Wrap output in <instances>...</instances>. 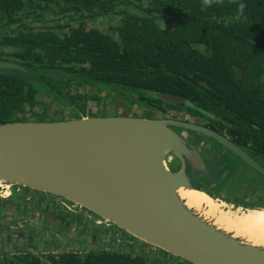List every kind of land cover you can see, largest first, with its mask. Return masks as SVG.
<instances>
[{"label":"trees","instance_id":"16d2710c","mask_svg":"<svg viewBox=\"0 0 264 264\" xmlns=\"http://www.w3.org/2000/svg\"><path fill=\"white\" fill-rule=\"evenodd\" d=\"M111 14L123 16L117 37L88 27L87 18ZM49 15L56 24L43 25ZM0 61L41 72L61 95L73 84L117 85L158 111L219 126L264 159V0H220L210 7L203 0H0ZM18 75L0 68V123L26 120L21 114L38 103L39 91ZM83 99L88 96L77 94L71 103L83 110ZM156 260L116 248L41 249L0 258V264Z\"/></svg>","mask_w":264,"mask_h":264},{"label":"water","instance_id":"95a60500","mask_svg":"<svg viewBox=\"0 0 264 264\" xmlns=\"http://www.w3.org/2000/svg\"><path fill=\"white\" fill-rule=\"evenodd\" d=\"M0 68L27 76L24 79L41 97L66 108H56L62 114L59 118L0 123L1 185L29 188L57 197L67 206H79L94 219L127 232L147 250L156 249L146 252L142 245L127 243L92 250L116 248L188 264H264L263 243L219 226L214 216L208 218L189 206L179 192L181 188L201 190L232 206L237 214L243 213L242 204L218 198L223 191L192 182L187 167L200 172L207 168L200 149L187 136L213 146L214 142L201 137L214 139L243 159L251 168L245 171V182L246 176L248 180L264 178V166L249 152L206 126L171 117L84 115L25 66L0 61ZM172 158L181 162L179 170L169 165ZM238 172L235 180L242 178ZM260 178L255 185L263 184ZM54 248L66 247H50ZM1 251L16 250L1 246Z\"/></svg>","mask_w":264,"mask_h":264},{"label":"rangeland","instance_id":"374dc122","mask_svg":"<svg viewBox=\"0 0 264 264\" xmlns=\"http://www.w3.org/2000/svg\"><path fill=\"white\" fill-rule=\"evenodd\" d=\"M122 17L123 16L120 14H113V15L111 14L103 17H94V18L90 17L87 18L86 21L89 28H99L104 32L111 33L114 37H117L118 34L114 29L116 28L117 25H120ZM56 18L57 17L55 16L49 15L47 17L49 23L43 25L56 24L55 22ZM68 22H70V20L65 19L63 23L68 24ZM32 74L35 77L37 76L34 73ZM22 77L27 79V76L25 75H22ZM98 85L99 86L84 85V87L77 88V86L74 84L71 86L70 92L69 91L67 92V89H65L62 96H64L69 102H71V99H73V97L76 96L77 94L91 96L90 97L91 99L86 100V101L89 100V104L88 106L85 107V111H88L89 113L92 112L97 113L100 110L101 105L102 104L104 105L103 101L108 102L107 105H110L111 103L110 101L112 100L114 104L117 101H120L121 102L120 104L124 106L123 108L120 109L121 110L124 109L126 113L130 112L132 116H137V117L150 116L152 118L170 117V114L166 115L157 112L154 109L150 108L149 106L144 105L136 101L135 99L129 97L130 92H128V90H121L119 87H117V85L108 84V83L105 84L101 83ZM37 100L38 103H35L33 106H30L27 109H25V111L21 114L22 118L26 120L27 119L40 120V119H47V118L49 119L54 117L59 118L60 116L57 115L58 114L62 115L60 111H64L63 109H66L59 106V104L54 100H51L49 98L45 99L41 97L40 94H38ZM80 101L81 100H79L78 103H81ZM54 103L55 104L57 103L58 106L55 105ZM56 108H58L60 111ZM77 109L82 111L80 107H78ZM111 110L112 109L110 108L105 110L103 109L101 114L107 115L108 113H111L110 112ZM63 115L66 116L65 114ZM201 138L209 141L211 140L212 142H214V147L216 149L225 152L224 154L225 164L223 165V169L221 170L220 173V179L218 181L217 187L215 188V191L217 192L223 191L218 198L225 199L227 200V202L230 203L233 202L234 205L236 206L242 204L243 206L242 212H248L247 210L250 211V210L263 209L260 207L264 206V178L256 177L248 180L246 176L247 182H245V177L240 178L239 180H235L234 178L237 175L236 172L239 170V166L232 165V162L230 161V159H233L235 154L230 150L223 148V146H221L214 139L211 138L208 139V137L205 136H202ZM240 164L243 163L241 162ZM170 166L174 167L173 165ZM243 168L245 173V166H243ZM246 170L251 171V168L247 166ZM246 175H249V173H247ZM258 178H260V180L263 181V184L261 186L255 185V179ZM24 189L27 190V188ZM223 189H227L228 191ZM16 190H17V186L7 187V185H0V247L1 246L7 247V243H9V245L11 244L10 245L11 247L14 246V241L17 240V237L15 235H8L7 234L8 231L19 229V233H24L25 237H29L28 232L31 229V227L29 228V225L33 224L34 225L33 227L35 228L33 234L34 239H36L35 243L37 244L40 243L39 248L40 249L44 248L45 251H52L51 249H49V247L53 244L56 245L58 244L59 247H66V248H54L53 252L55 253H58L64 249L84 252L92 249H100L97 247L111 246L114 244L127 246V243L131 244V246L142 245V247H145L146 249L145 244L136 241V239H134L131 236H127L126 234L127 232L123 231L119 227L116 228V226L114 225L112 227L107 226L103 220L99 221L97 219H94L93 218L94 215H91V213H89L87 210H84L83 208L72 205L70 203L68 204L69 206L68 207L66 204H62L61 200L58 199L57 197H51L46 194L45 196L42 195L43 197L39 201L41 202L39 205L34 204L35 198L21 202L24 203L21 213L15 215L14 217L17 218L22 215L25 216L19 222H12L13 216L11 215V212L8 208L9 206H12L14 204H1V203H5V200L8 199H12L13 201L21 199L20 192L18 193ZM4 197L6 199H3ZM216 200L220 202L221 209H224V206H227L228 209L229 207H232L227 203H225L224 201H221L220 199H216ZM252 208H256V209H252ZM94 217L96 218V216ZM43 221L44 223L42 225ZM45 224L49 225L48 229L46 228ZM43 226L44 228H42ZM41 228L43 229V231L40 230ZM70 241H72L73 243H69ZM84 241L90 242V244L83 246ZM20 242L25 243V241L22 240H20ZM33 243L34 242H28L27 244L20 247L26 249L27 246L30 247V245ZM92 244H96V245H92ZM16 245L17 244H15V246ZM153 251H155V249L151 248V251L150 249H148L146 252L152 253ZM14 252L11 251L10 253H8L1 251L0 258L1 259L5 258L2 255L11 256L14 254L22 253L18 251H14ZM154 254H157V251ZM148 257L155 260L157 259L156 255L148 256ZM156 261L159 264H184L182 262L171 261L164 258L157 259Z\"/></svg>","mask_w":264,"mask_h":264},{"label":"flooded vegetation","instance_id":"af4514ba","mask_svg":"<svg viewBox=\"0 0 264 264\" xmlns=\"http://www.w3.org/2000/svg\"><path fill=\"white\" fill-rule=\"evenodd\" d=\"M31 73H34L35 75H37L40 78H42V75H43L41 72H31ZM56 85L59 86L58 84H56ZM86 96H88V99H91L90 98L91 96H89V95H86ZM71 101L74 103L73 99H71ZM80 102H81L80 105L82 104L81 107H83V110L82 109L81 110L85 111V107L88 106L89 100L86 101V100L83 99ZM85 103H86V105H85ZM103 103H104V105L103 104L101 105L100 110L97 113L96 112H92L90 114L91 115H97L98 113L101 114L103 109L105 110V109H108V108L112 109L113 107H115V108H123L124 107V106H122V104H120L121 103L120 101H117L115 104L112 102V103H110V105H107L108 102H106V101H103ZM116 104H118V105H116ZM152 109H154V108H152ZM154 110L157 111V112H160L162 114H166V115L170 114V117L172 119L183 120V121H187V122L196 123V124H200V125L206 126V127L212 129L213 131H216V132L220 133L221 135L227 137L228 139H230L231 141L234 142V140L232 139V137L230 135H227V134H225L224 131L219 130L220 129L219 126L215 125V128H214V127H212V126H214V124H211L210 126L208 124L206 125L207 122H205V120L202 119L201 117H189L185 112L177 113V112L171 111V112H168V113H163V112L158 111L156 109H154ZM124 111H122V112H124ZM85 112H87L89 114L88 111H85ZM128 113L130 114V112H128ZM145 118H152V117L147 116ZM187 140L200 149V153H201V155L204 158V161L206 163V168H207L206 172H200L199 170L187 167L189 173H191L192 182L194 184H197V185L198 184L201 185L202 183L205 182L204 185H208L210 188L215 190V188L217 187L218 181L220 179L221 170L223 169V165L225 164V162H224V159H225L224 158V154H225V152L224 151H220V150L216 149L213 145L207 144V143H205L203 141L199 142L196 139H194L192 136H187ZM239 147H241V146H239ZM242 149L245 150V148H242ZM251 156L255 160H257L260 165L264 166V159H259V158L255 157L254 155H251ZM230 161L232 162V165L239 166V172H238L239 175L238 176H241L242 178L245 177L243 166H245V171H248V170H246V168L248 166L246 164V162L243 159H241L239 156H237L236 154L233 157V159H230ZM241 162L243 164H240ZM169 165H173L174 167H171V168L179 170L181 162L178 161L175 158H172V160L169 163ZM16 191L18 193L20 192V197H21L20 201L23 202L25 200H30L32 198H35L34 204H36V205H39L41 203L39 201L43 197L42 195L45 196V194H43V193H40V192L35 191V190H31L29 188H27V190H26V189H24L23 187H20V186H17V190ZM3 199H5V197ZM2 256H4L6 258V257H11L12 255L11 256L2 255Z\"/></svg>","mask_w":264,"mask_h":264},{"label":"bare ground","instance_id":"6f19581e","mask_svg":"<svg viewBox=\"0 0 264 264\" xmlns=\"http://www.w3.org/2000/svg\"><path fill=\"white\" fill-rule=\"evenodd\" d=\"M179 192L189 206L202 211L208 218L214 216L219 226L247 235L257 243L264 244V208L237 214L232 210L233 207L221 209L220 202L204 191L181 188Z\"/></svg>","mask_w":264,"mask_h":264},{"label":"crops","instance_id":"0c3cea01","mask_svg":"<svg viewBox=\"0 0 264 264\" xmlns=\"http://www.w3.org/2000/svg\"><path fill=\"white\" fill-rule=\"evenodd\" d=\"M110 102L112 103V100ZM122 111H124V110H121L120 108L113 107L112 110L110 111L111 113H108L107 115H126V116H132L131 114L126 113L125 111L124 112H122ZM81 112L84 115L91 116L90 113L88 114L85 111H81ZM113 112H115V113H113ZM97 115H102V114L98 113ZM103 115H105V114H103ZM21 202L22 201H20V199H18L16 201H13L12 199H8V200H5V203H1V204H14L12 206H9V208H8L10 210V212H11V215L13 216L12 217L13 218L12 219V222H19L25 216V215H22V216H19L17 218L14 217L15 215L21 213V210H22V208L24 206V203H21ZM43 223H44V221L42 222V225H43ZM9 225H10V223H9ZM33 226H34L33 224L32 225H29V228L31 227V229H32V230L30 229V231L28 232V236L29 237H25L24 236V233H19V229L18 230L14 229L12 231H8L7 234L8 235H15L17 237V240L14 241V246H12V247L10 246L11 244L9 245V243H7V247L14 248L16 251L19 250L18 252H22V251H26V250L36 252L38 250H41L39 248V244L40 243L39 244L35 243L36 242V239H34V237H33L35 228ZM45 226H46L47 229L49 228V225L48 224H45ZM42 228H44V226ZM42 228L40 229L41 231H43ZM10 230H11V228H10ZM20 240L25 241V243H21ZM15 242H17V243H15ZM28 242H34V243L31 244L30 247L27 246L26 249L20 247V246H23V245L27 244ZM15 244H17V245L15 246ZM51 246H53V245H51ZM56 246H58V244ZM42 249L44 250V248H42ZM8 253H10V252H8Z\"/></svg>","mask_w":264,"mask_h":264},{"label":"clouds","instance_id":"9594fccd","mask_svg":"<svg viewBox=\"0 0 264 264\" xmlns=\"http://www.w3.org/2000/svg\"><path fill=\"white\" fill-rule=\"evenodd\" d=\"M214 2H220V0H203V6L204 7H210L212 3ZM244 5L241 4L240 8L243 9Z\"/></svg>","mask_w":264,"mask_h":264}]
</instances>
